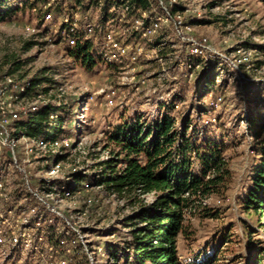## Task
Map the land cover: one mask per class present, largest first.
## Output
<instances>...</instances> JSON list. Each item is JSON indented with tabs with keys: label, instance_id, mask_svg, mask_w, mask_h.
<instances>
[{
	"label": "rangeland",
	"instance_id": "1",
	"mask_svg": "<svg viewBox=\"0 0 264 264\" xmlns=\"http://www.w3.org/2000/svg\"><path fill=\"white\" fill-rule=\"evenodd\" d=\"M25 1H28L27 5ZM29 1L33 0L2 1L3 8H19V11L16 17L0 22V80L14 69L13 57L21 64V69L13 76L19 85L35 76L46 79L37 93L26 95L20 108L26 111L33 101L40 105L39 101L43 100L39 95L42 94L44 101L66 110L62 140L68 141L69 150L62 152V146L53 148L50 144L45 149L40 144L36 146L21 139L18 158L33 186L40 191L50 189L59 193L52 200L59 215L48 216L45 221L41 219L43 230L54 231L52 242L55 245L64 241L58 260L63 257L68 259L67 264H112L104 251L106 241L113 239L108 238L107 230L117 233L114 239L123 237L127 230L121 220L132 212V208L126 200L86 183L63 200L61 194L65 190L58 184L65 185L74 171L97 178L101 171L98 163L107 160L112 151H118L107 139L108 134L137 115L146 119L156 117L158 106L169 102L180 88L185 89L190 98V87L198 70L189 80L186 71L178 67L176 60L185 57L190 48L176 39L167 22H163L159 33L149 40L134 39L131 22L126 25L129 32L125 36L119 35V40L132 46L138 44L146 53L127 68L104 59L102 34H97L95 51L100 53L97 65L93 70H87L69 56L67 41L60 39L59 26L53 25L60 22L63 14L79 19L87 14L104 29L113 23L112 16H107L103 9L105 0H91L86 10L74 1L61 0L58 3L62 7L60 16L53 17L52 21H47L43 11L33 10ZM188 5L189 11L183 7L181 13L185 21L192 24L191 36L207 40L208 49L203 52L206 61L220 63L217 65L220 73L217 89L205 102L210 113L195 116V121L199 131L208 128L211 134L223 138L224 156L230 163L232 181L222 196H212L203 203L215 209L219 214L217 218H202L198 212L188 216L187 224L194 236L188 242L179 238V252L184 261H189L190 249L206 253V248L210 249L213 243L219 251L228 248L224 259L220 260V255L217 257L220 264H250L251 252L247 249L243 231L246 225L257 229L253 224L256 219L243 212L240 200L251 185L261 157L259 150L264 146V2L188 0ZM157 36L161 37L162 45H155ZM28 42L33 44L26 46ZM160 49L165 51L162 62L156 58ZM249 52L252 54L248 56L249 60L241 62L244 53ZM165 71L168 74L164 75ZM222 81H225L223 85ZM113 91L119 98L114 106H110L107 97ZM186 105L175 106L173 114L177 115ZM60 114L64 112L61 110ZM14 125L15 136L22 137L18 123ZM62 153L67 156L58 161L55 155ZM50 171L54 174H48ZM7 185L14 196L17 191L26 195L22 177L13 168H7ZM150 199L149 196L145 201ZM32 205L30 199L21 202L28 214ZM233 228L235 238L227 244L223 234ZM254 238L261 240V251H264V233L259 232ZM22 258L31 262V253L25 252Z\"/></svg>",
	"mask_w": 264,
	"mask_h": 264
},
{
	"label": "trees",
	"instance_id": "2",
	"mask_svg": "<svg viewBox=\"0 0 264 264\" xmlns=\"http://www.w3.org/2000/svg\"><path fill=\"white\" fill-rule=\"evenodd\" d=\"M2 1L4 0H0V22L16 17L19 8H3ZM49 1L29 2L33 10L38 12ZM27 2L25 1L26 5ZM58 3L59 1L52 3L45 13L51 12L53 17L60 16L62 7ZM121 3L129 4L133 13L138 16L141 14L137 10L149 11L152 8L149 0H105L103 9L107 16H112L108 12L112 5ZM37 4H40L38 8ZM74 4L86 10L91 0H74ZM182 8V5H177L174 11H184ZM63 29L64 26L60 25L58 36L66 40L62 36ZM132 37L141 39L138 32H132ZM161 40L157 36L155 45H162ZM32 44L33 42H28L26 46ZM159 51L161 57H164V49ZM99 54L95 51L93 39H79L75 47H69V56L87 70L94 69ZM194 61L196 65H200L201 70H198L191 84L190 98L186 95L187 91L180 88L174 92L169 102L158 106L159 114L156 117L146 119L137 115L118 125L107 137L118 151H112L107 160L98 163L101 171L97 178L74 171L65 185L58 184L65 191H76L84 183L90 187L96 185L110 195L126 200L132 208V212L121 220L123 228L127 230L123 237L114 239L113 236L117 233L107 230L108 238L113 239L106 241L104 251L112 264H220L217 257L220 255L222 260L227 253L228 248L219 251V247L213 243L210 244V249L206 248V253L200 249L198 252L190 249L189 261H184L179 252V238L188 242L194 236L191 226L187 224L188 216H194V212H198L202 218H217L219 214L215 209L203 203L212 196H222L232 181L230 163L224 156L223 138L211 134L208 128L199 131L195 121V116L202 117L210 113L205 102L217 89L220 75L217 65L220 63L211 64L202 56ZM12 66L14 69H10L8 74L14 76L21 69V64L15 57ZM45 81L44 77L35 76L19 86H24L26 95H30L37 93ZM223 82L225 81H222V85ZM43 91L47 92L48 89ZM183 104L188 106L174 115L175 106ZM61 110L65 115L60 114ZM67 114L60 106L47 103L40 105L35 111L23 114L17 123L22 136L29 139L42 138L51 144L62 140V134L65 133L62 127L67 121ZM60 148L62 152L69 150L65 146ZM259 151L261 157L255 167L251 185L240 200L243 212L256 219L253 224L257 229L246 225L243 231L247 249L251 252L250 264H264L261 240L254 238L259 232L264 233V146ZM66 156L63 153L55 155L58 161L64 160ZM56 184L57 181L53 183L55 186ZM23 196L24 193L17 191L15 200L18 201ZM149 196L151 199L146 202L145 198ZM34 205H37L36 201H33L32 206ZM38 213L44 221L52 215L43 208ZM234 231L235 228L230 232L226 230L223 234L227 244L235 238ZM53 232L49 231L48 234L51 241L54 238Z\"/></svg>",
	"mask_w": 264,
	"mask_h": 264
},
{
	"label": "built area",
	"instance_id": "3",
	"mask_svg": "<svg viewBox=\"0 0 264 264\" xmlns=\"http://www.w3.org/2000/svg\"><path fill=\"white\" fill-rule=\"evenodd\" d=\"M61 0H50L47 5L42 8V13L55 2ZM74 1V0H70ZM152 8L149 11L137 10L133 13L129 4L112 5L108 12L112 14V24L100 27L85 14L81 19L70 17L64 14L60 17L59 23H54L59 31L60 25L64 26L62 36L67 40L70 48L77 45L79 39H93L96 44L97 34H102L100 38L103 46L104 59L110 63L123 65L124 68L129 67L139 57L146 55L142 46L130 45L119 40V35L125 36L129 32L126 25L131 22L132 31L138 32L141 38L151 39L155 37L161 28L163 22H167L172 26V33L176 39L182 44L187 45L190 50L185 53V57H178L176 63L181 70H185L186 78L189 80L194 78L195 72L200 69V65H196L194 59L197 57H205L203 52L208 49L207 40H197L191 36L192 24L187 23L182 17L181 11H174V7L182 5L186 7L185 11H189L188 0H149ZM47 21L53 20L51 12L45 13ZM59 24V25H58ZM31 31L30 27L27 28ZM57 31V32H58ZM243 60H249L251 52L244 53ZM156 55L159 61H163V57ZM237 67V65H235ZM168 74L165 71L164 75ZM26 98V89L19 86L12 75H5L0 80V264H67L68 259L61 257L59 249L64 244L60 240L58 244H54L49 239V232L42 229L43 223L38 212L41 208L45 209L52 215H59L54 209L52 200L54 195H59L50 189L40 191L33 186V182L29 177V173L24 169L19 161L18 144L22 140H26L31 144L42 145L47 148L42 138L29 139L26 136L17 138L14 134L16 130L14 124L21 119L23 114L35 111L40 105L47 104L42 94L39 99L43 101L39 105L38 101H33L25 111L20 108ZM108 104L114 106L117 103L116 91L108 95ZM51 147L69 146L67 140L57 141L50 144ZM7 168H13L21 175L26 189V195L20 200H15V196L9 190L7 185ZM59 168V167H58ZM48 174H54L53 171ZM87 186H89L87 184ZM62 199L66 200L73 195L71 191H63ZM36 201L37 205L32 206L30 214L21 206L23 200ZM32 218H31V216ZM67 223V222H66ZM69 224V223H67ZM77 232V231H76ZM39 233V234H38ZM42 246V248H41ZM25 252L31 253V262L25 261L22 256Z\"/></svg>",
	"mask_w": 264,
	"mask_h": 264
}]
</instances>
